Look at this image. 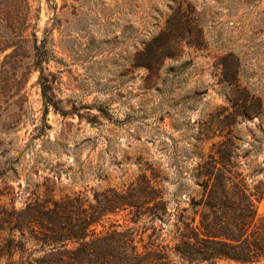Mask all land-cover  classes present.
<instances>
[{
  "label": "rangeland",
  "instance_id": "374dc122",
  "mask_svg": "<svg viewBox=\"0 0 264 264\" xmlns=\"http://www.w3.org/2000/svg\"><path fill=\"white\" fill-rule=\"evenodd\" d=\"M178 6L184 29L168 25ZM22 8L0 0V71L17 62L18 82L32 34L38 44L46 36L53 57L45 74L59 111L50 107L43 118L38 70L0 98L5 205L17 211L38 196L87 207L103 193L123 195L144 176L167 190L163 220L133 221L121 211L97 231H131L139 253L155 238L171 245L174 208L198 200L199 164L230 140L236 171L252 193L263 192L255 205L264 224V0H31L27 21ZM152 47L148 68L142 53Z\"/></svg>",
  "mask_w": 264,
  "mask_h": 264
},
{
  "label": "trees",
  "instance_id": "16d2710c",
  "mask_svg": "<svg viewBox=\"0 0 264 264\" xmlns=\"http://www.w3.org/2000/svg\"><path fill=\"white\" fill-rule=\"evenodd\" d=\"M30 1L18 0L23 5L26 21ZM180 11L181 6H178L168 21L169 26L189 27L182 22V15H178ZM32 37V55L22 78L17 82L14 77L17 62L0 71V98L15 85L23 88L30 71L38 70L37 83L45 119L50 107L59 111L53 80L45 74L44 68L53 55L47 49L46 36L39 44L35 33ZM176 46L179 47L178 43ZM153 48L142 53L149 63L148 68L157 54ZM15 52L16 47L4 59H10ZM223 71L226 72V68ZM86 119L91 125L97 124L95 117L88 115ZM232 148L230 140L223 141L215 152L216 158L209 157L199 164L194 175L199 198H192L186 208L180 205L174 208L175 221L167 233L171 245H161L155 238L157 242L145 244L141 253L131 231H97V226L121 211H128L133 221L148 216L150 224L161 222L170 199H165L167 190L156 180V185L152 186L142 176L139 184L123 195L103 193L95 205L87 207L78 199L47 200L35 196L27 198L16 211L2 202L8 190L0 189V264H174L175 260L186 264H264V224L257 223L255 205L256 197L263 192L255 187L252 193L242 174L236 171L237 164L230 154ZM8 171L16 172L13 166ZM4 173L0 172L1 179ZM180 190L178 187L173 192V198ZM152 232L154 235V228Z\"/></svg>",
  "mask_w": 264,
  "mask_h": 264
}]
</instances>
